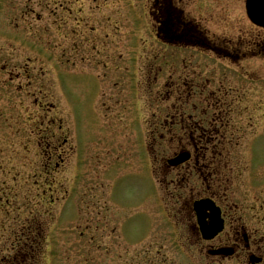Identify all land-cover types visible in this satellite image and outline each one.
Segmentation results:
<instances>
[{
  "label": "rangeland",
  "instance_id": "374dc122",
  "mask_svg": "<svg viewBox=\"0 0 264 264\" xmlns=\"http://www.w3.org/2000/svg\"><path fill=\"white\" fill-rule=\"evenodd\" d=\"M65 1L70 0L54 5L33 0L39 2L38 10L33 8V15H25L20 24L14 21L15 14L25 11L20 0H0V117L5 119L0 125V228L6 229L0 231V243L8 250L20 227L37 215V250L26 264H214L215 259L196 254L191 229L180 236L174 232V220L166 225L149 175L130 166L132 152L141 151L142 107L135 101L122 124L110 121L111 103L100 101L110 86L96 75L103 72L97 60L88 57L95 54L84 51L75 33L81 32L90 42L86 45L114 40L116 55L136 57L143 39L152 41L145 23L135 22L130 12H141L144 0H100L99 11L91 2L73 16L64 13ZM224 2L240 8L235 1ZM46 6L52 7L53 16L40 12L39 7ZM230 11L228 22L235 24L241 12ZM52 18L57 19L55 25ZM136 39L139 47H132ZM254 63L243 62V71L254 72ZM238 81V94L250 110L240 121L246 133L234 159L237 170L227 174L228 196L248 201L247 206L253 201L254 212L247 216L254 218L264 210L258 203H264V147L258 151L254 124L260 114L253 108L264 105V80L261 91L254 81ZM40 114H48L45 123L51 126L44 125L48 129L43 131L49 139L38 135ZM29 115L35 117L33 127ZM261 119L264 127V109ZM50 141L57 147L53 162L65 161L53 177L46 171L52 166ZM25 173L34 174L36 182L27 181Z\"/></svg>",
  "mask_w": 264,
  "mask_h": 264
},
{
  "label": "flooded vegetation",
  "instance_id": "af4514ba",
  "mask_svg": "<svg viewBox=\"0 0 264 264\" xmlns=\"http://www.w3.org/2000/svg\"><path fill=\"white\" fill-rule=\"evenodd\" d=\"M224 1L144 0L138 22L145 23L155 43L143 39L136 57L116 55L114 40L99 46L87 42L84 49L95 54L88 57L97 60L95 64L103 72L99 77L110 86L100 100L111 103L110 121L122 124L135 101L142 107L143 151L139 160L144 170L152 173L163 211L174 220L175 232L185 236L191 229L197 254L231 253L229 259L214 257L215 264H264V210L258 217H248L249 211L254 212L253 201L247 206L248 201L228 196L231 178L227 174L236 170L234 148L244 137L240 120L247 107L240 103L239 88L232 81L235 77L212 61L241 64L264 56V30L248 29L245 10L229 8ZM232 1L239 7L244 4V0ZM91 2L99 11L100 0H83L84 9ZM236 9L241 15L231 24L229 12ZM262 72L260 67L255 73L260 74L258 80L264 78ZM263 109L261 102L256 105L261 150ZM3 120L0 117V125ZM183 154L188 159L172 165ZM204 200L215 203L224 221L223 231L211 240L202 237L195 211V204ZM258 203L263 209L264 203ZM205 214L208 222L210 212ZM36 218L23 226L10 249L0 243V264H26L28 256L36 252ZM0 231L5 233L6 229L1 227ZM7 255L14 257L8 259Z\"/></svg>",
  "mask_w": 264,
  "mask_h": 264
},
{
  "label": "water",
  "instance_id": "95a60500",
  "mask_svg": "<svg viewBox=\"0 0 264 264\" xmlns=\"http://www.w3.org/2000/svg\"><path fill=\"white\" fill-rule=\"evenodd\" d=\"M248 10L251 19L255 23L264 26V0H250L248 3Z\"/></svg>",
  "mask_w": 264,
  "mask_h": 264
}]
</instances>
